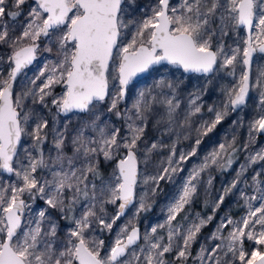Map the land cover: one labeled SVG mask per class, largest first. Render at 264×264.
Listing matches in <instances>:
<instances>
[{
    "label": "snow or ice",
    "instance_id": "6c2138e0",
    "mask_svg": "<svg viewBox=\"0 0 264 264\" xmlns=\"http://www.w3.org/2000/svg\"><path fill=\"white\" fill-rule=\"evenodd\" d=\"M25 5H28L26 14ZM21 15H25L21 31L12 36L6 18L16 21ZM242 29L246 32L243 46L239 37ZM230 35L235 37L233 44L227 43ZM42 37L51 45H46L43 51L51 53L55 49L57 59L40 68L30 82L33 87L24 86L16 94L15 82L37 60ZM0 44L11 49L5 53L6 59L0 56V61L8 65L7 78H3L0 70V170L14 173L22 182L0 188V264H169L165 254L173 251L178 264H188L193 244L214 216L203 218L197 214L187 224L177 221V216L196 198L202 174L208 173L206 183L211 187L210 169L231 168L241 150L235 135L231 142L220 143L218 150L193 166L179 194L167 204L164 222L145 232L144 247L138 246L140 230L131 220L120 228L103 255L104 240L88 233L90 229L96 231L94 225L101 232H111L134 203V216L150 211L149 192L155 196L161 181L174 182V177L184 171L182 165L196 156L202 137L243 107L252 87L260 90L261 114L249 123L248 140L242 148L247 151L264 134V70L259 72L254 85L250 81L253 56L264 54V0H179L177 4L172 0H155L145 5L139 0H32L31 4L29 0H0ZM166 65L206 78L203 86L188 94L183 121L177 120L180 103L176 98L182 82L166 79L158 81L151 90L140 91L131 108L121 110L134 78ZM225 69L226 75L233 77L240 69L239 79L234 86L223 89L224 102L208 107L212 117L202 120L195 129L197 138L190 150L177 154L173 142L168 146L166 166L162 164L154 174L142 176L141 162L147 164L153 151L167 146L153 142L144 149L141 161L140 144L150 116L155 114L154 105L164 107L162 115L155 114L158 116L155 124L164 125L162 134L173 133L177 127L190 128L191 118L202 112L201 101L211 84L207 78ZM41 77L44 79L37 86ZM56 85L63 87L59 96L53 94ZM157 88L169 91L156 92ZM29 97L33 104L44 108H48L47 97H52L51 106L57 115L87 114L69 143L64 132L53 129L54 155L50 152L45 157L43 151L48 121L35 110L25 111V100ZM105 102L107 112L123 120L124 135L120 128L109 127L108 122L102 121L97 106ZM30 120L34 123L31 130ZM88 130L96 132L98 138L86 136ZM176 135L179 139L180 133ZM25 136L31 139L28 146L22 145ZM69 146L71 155L66 151ZM21 148L23 159L18 151ZM101 158L105 162L115 161L108 179L101 169ZM261 162L264 148L248 153L236 177L211 201L213 213L238 184L248 186L243 178L245 172ZM38 169L47 170L51 179H38L35 175ZM140 183L148 186L149 191L137 203L136 189ZM251 187L255 195L240 190L246 215L238 221L223 218L208 237L219 243L201 244L193 258L195 264H237V261L264 264V180L253 176ZM37 198L47 207L38 211V218L30 216L24 224L25 211L32 207L28 201L34 203ZM108 204L117 209L111 217L105 207ZM49 209L73 225L62 248L57 244L58 221ZM181 220H187V214ZM165 228L166 243L158 234V229ZM226 228L228 233L223 235ZM245 240L261 247L248 252Z\"/></svg>",
    "mask_w": 264,
    "mask_h": 264
},
{
    "label": "rangeland",
    "instance_id": "374dc122",
    "mask_svg": "<svg viewBox=\"0 0 264 264\" xmlns=\"http://www.w3.org/2000/svg\"><path fill=\"white\" fill-rule=\"evenodd\" d=\"M141 5H145L148 3H154L155 0H139ZM179 0H172L173 4H177ZM32 3V0H29V4ZM28 5L24 6L25 14L27 13ZM7 22L10 25V35L16 36L21 31V26L25 21V15H21L17 18L16 21H12L11 18H6ZM244 30L239 31L240 43L243 46L242 41L245 37ZM235 37L229 36L227 38L228 44H233V40ZM40 50L38 53V58L34 63L28 67L17 79L14 85V93L19 94L24 90V86L33 87L31 85V80L38 75L40 68L49 61H55L57 59V53L55 49L53 52H45L43 51L44 47L51 46L47 44L46 39H41ZM3 44H0V56H3L6 59L5 53H10V49H3ZM159 70L149 72L145 77L136 81L132 85L129 86L127 97L123 103H121V110L125 108H131L133 102L135 101L138 93L142 90H151L154 88L156 83L161 79H166L168 81H176L182 82L180 83V87L177 93V99L179 100L180 106L177 109V120L183 121L184 115L188 108V94L193 91L194 88H198L203 86L206 83V78L202 75H186L182 73L180 70L171 68L169 66H158ZM0 70H2L3 78H7L8 74V65L0 61ZM261 70H264V55L260 53H256L253 56L252 67L250 71V81L252 84H255V80L257 75ZM228 70L225 69L220 71L213 76L207 78L211 80V84L208 86V90L206 94L203 95L201 103H203L202 112L196 116L191 118V127L190 128H179L177 127L173 133L162 134L164 125H156L155 119L158 118L155 114H163L164 107L163 105L156 104L154 105L155 114L150 116L148 127L145 133L144 140L140 144V159L143 161L144 149L150 147L153 142H160L166 147H163L159 150L153 151L151 155V159L147 164L141 162L140 169L142 176L154 174L156 169L164 164L166 166V160L169 155V147L176 143V151L179 154L181 151H188L194 144L195 139L197 138V133L195 131L196 128L200 127L202 120H208L212 117V113L208 112V107L212 105H220L225 101L226 97L224 96L223 89L232 87L236 84L239 79L240 69H237V74L235 77L226 75ZM44 78L41 77L40 80L37 81V86L41 84V81ZM112 82L110 81V89ZM156 92H165L167 93L169 90L164 89H155ZM259 89L256 87H252L249 92V96L247 98V103L238 109L236 112L229 114L221 124L217 125V127L209 133L208 136L202 137V142L199 146L196 156L191 157L187 163L183 164L182 167L184 171L179 172L178 175L174 177V182H160V189L157 191L155 196H152L149 192V203L151 204V210L147 212H141L138 217L134 216L136 211V203H134L131 208L117 220L116 224L113 226L111 232L99 231L97 226H93L96 231L89 230L88 235H95L104 240V248L101 250V254H105L108 248L114 243L117 233L120 228L131 220L134 225H138L141 229V239L138 242V246L144 247L143 236L146 231L150 232L152 226L157 225L158 223H163L166 216V206L167 204L179 194V189L183 184L184 180L187 178L189 171L193 168V166L198 165L203 161L204 157L209 155L213 150H218V146L220 143H225L226 141L231 142L233 135L236 137V145L240 147V151L236 154V159L232 164L231 168L227 171H220L215 168L210 169V174L213 177L212 185L209 187L206 183L208 179V173L202 174V182L198 187V193L196 198L190 205L185 207V211L180 213L177 216V221L187 224L189 221L195 219L197 214L200 217L206 218L208 215H213V220L205 227L202 228L201 233L198 235L196 242L193 244L191 252L192 258L189 259L188 264H195L194 257L197 255L200 245L204 244L207 246L208 243H219V241H210L208 237L215 231L216 226L221 222L223 218L230 217L233 220H240L241 217L246 215V207L244 206V200L241 197L240 190L245 192L247 195H255L251 187L252 177L257 176L259 180H264V162L258 163L256 165L250 166L244 174V179L248 181V186H245L243 183L237 185V189L233 190V194L228 195L225 198L224 203L220 206V208L213 213L211 207V201L214 200L219 194L223 186L228 185L231 181L236 177L238 171H240L241 165L246 163V157L249 152H253L259 150L260 148H264V134L258 136L255 143H253L247 151L242 148L248 140V125L254 119L257 118L260 112L259 105ZM63 92V87L60 85L55 86L54 95L59 96ZM52 97H47L48 100V108L42 107L40 104H33L31 97L25 100V111L27 110H35L36 114L43 119L48 121V128L44 129L47 133V141L43 145V151L45 157L49 155L51 152L52 155L55 154V150L53 148V129L64 132L65 135L69 138L66 143H69L72 136L76 134V131L80 128L83 120L87 119V114H81L74 112L67 116L57 115L55 108L51 106ZM51 108V112L49 111ZM108 103L105 102L97 106V111L101 113L102 121H106L109 123V127H117L121 129V135L125 134L124 122L123 120L117 119V117L107 112ZM35 119V117L33 118ZM240 122L238 124H234L233 122ZM64 125H67L65 129ZM34 127V123L32 120L29 121V130ZM176 133H180L179 139L177 138ZM85 135L92 138H98L97 133L91 130L85 132ZM188 138L185 139L184 137ZM31 144V139L28 136H25L22 140V145L28 146ZM19 155L23 159L24 152L23 149H19ZM68 155L72 154L71 146L66 149ZM35 155L36 153L33 152ZM115 161L113 162H105L101 158V169L103 171L105 179L111 177L113 169H114ZM259 174V175H257ZM38 179L47 178L51 179L50 174L47 170L38 169L35 173ZM22 183L17 179L14 173L7 175L5 173L0 172V188L7 187L9 184H20ZM99 184V181H97ZM207 189V191H206ZM148 186L140 183L136 189V200L137 203L139 201L140 196L148 192ZM10 193H6L8 195ZM26 200L27 195L24 197ZM207 201V204H206ZM242 203V210L237 215H232L230 212V208L235 205L237 202ZM32 207L31 210H26L22 222L27 224L29 217L31 216L33 219L38 218V211L42 208H46L47 205L44 204L42 200L37 198V200L33 203L28 201ZM256 202L254 201L253 204ZM107 209L108 216L111 217L115 215L117 209L116 206L108 204L105 206ZM53 217L58 221V241L57 244L59 247H63V244L66 242L67 232L70 228L73 227L69 221L61 219L60 213L55 210H48ZM79 215V206L78 211L76 213ZM187 214V220H181V217ZM174 224L176 221L173 222ZM34 226V225H33ZM131 226V225H130ZM231 226H229L230 228ZM228 228L223 230V235H227ZM158 234L164 237V242H167V229H158ZM136 248L137 246H133ZM254 247H261L254 245L252 241L245 240L244 248L246 251L250 252ZM165 259L169 262V264H178L175 260V251L173 253L165 254ZM237 264L239 262L237 261Z\"/></svg>",
    "mask_w": 264,
    "mask_h": 264
},
{
    "label": "water",
    "instance_id": "95a60500",
    "mask_svg": "<svg viewBox=\"0 0 264 264\" xmlns=\"http://www.w3.org/2000/svg\"><path fill=\"white\" fill-rule=\"evenodd\" d=\"M244 33H245V35H246V32L244 31ZM262 55H264V54H262ZM169 67H171V66H169ZM171 68H173V67H171ZM175 69V68H174ZM26 70V69H25ZM24 70V71H25ZM182 73H184L182 70H180ZM148 73H145V74H140L138 77H136V78H134V80H133V82H132V84L133 83H135L136 81H138V80H140V79H142L143 77H145L146 75H147ZM184 74H186V75H190V74H194V75H199L200 76V74H196V73H184ZM21 75V74H20ZM19 75V76H20ZM18 76V77H19ZM18 79V78H17ZM16 83V82H15ZM131 84V85H132ZM72 113H74V112H72ZM72 113H69V114H67V115H70V114H72ZM67 115H62V116H67ZM0 172L1 173H5V174H7V175H10L9 173H7V172H4L3 170H0ZM132 206V205H131ZM131 206H129L128 207V209L126 210V212L131 208ZM125 212V213H126ZM23 219V218H22ZM137 228H139V230L141 231V229H140V227L138 226V225H135ZM139 242V241H138Z\"/></svg>",
    "mask_w": 264,
    "mask_h": 264
},
{
    "label": "trees",
    "instance_id": "16d2710c",
    "mask_svg": "<svg viewBox=\"0 0 264 264\" xmlns=\"http://www.w3.org/2000/svg\"><path fill=\"white\" fill-rule=\"evenodd\" d=\"M41 39H44L43 37ZM6 46H3V49L5 48ZM8 48V47H7ZM5 48V49H7ZM11 51V49H10ZM243 206H242V203L239 201L237 202L235 205H233L231 208H230V212L232 215H237L238 213H240V211L242 210Z\"/></svg>",
    "mask_w": 264,
    "mask_h": 264
}]
</instances>
